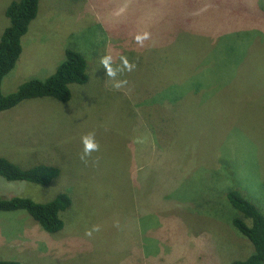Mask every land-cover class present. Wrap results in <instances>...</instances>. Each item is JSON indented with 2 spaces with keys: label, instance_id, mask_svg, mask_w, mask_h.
I'll return each mask as SVG.
<instances>
[{
  "label": "rangeland",
  "instance_id": "obj_1",
  "mask_svg": "<svg viewBox=\"0 0 264 264\" xmlns=\"http://www.w3.org/2000/svg\"><path fill=\"white\" fill-rule=\"evenodd\" d=\"M12 1L0 0V37ZM171 1L86 2L77 15L74 0H42L3 93L52 75L65 50L77 49L75 35L89 64L105 54L116 76L107 88L80 91L78 101L44 98L0 113L1 156L23 168L40 160L61 171L48 187L0 178V195L45 203L67 193L73 201L54 235L25 212H0V260L230 264L254 252L233 227L227 194L240 189L264 214V14L257 0H190L185 9ZM61 4L66 13L52 14ZM78 16L97 21L98 29L86 33ZM169 86L178 88L166 92ZM134 89L150 119L125 132L121 118L142 110ZM104 109L118 113L115 125ZM89 133L100 147L84 156L82 137Z\"/></svg>",
  "mask_w": 264,
  "mask_h": 264
},
{
  "label": "trees",
  "instance_id": "obj_2",
  "mask_svg": "<svg viewBox=\"0 0 264 264\" xmlns=\"http://www.w3.org/2000/svg\"><path fill=\"white\" fill-rule=\"evenodd\" d=\"M96 1L101 0H74V3L76 4L72 5L71 8L77 12V15H80V10L84 7L86 2H89V5H94ZM149 1L152 3V0ZM248 1L249 0H243L244 3H239L245 5ZM168 2L169 0H165L163 6ZM187 2L190 3V0H174L171 1L170 4L176 7H184L185 9L187 8ZM80 3L83 4L77 7ZM256 3L259 15H263L264 0H257ZM41 5L42 0H14L6 9L5 15L9 20V25L5 28L0 37V113L10 111L26 101H28L26 102V104H28L31 101L44 100V98L54 99L61 103H66L70 100L78 101L80 98H83L80 91L91 92L94 89V85H99L101 83H104L107 88V84L112 79L107 73L109 65L102 63V60L107 57V55L100 53L96 58V65H93L92 63L89 64L87 57L83 54L86 50L83 48V45H80L75 41V35L72 39L74 40V47L77 49L67 48L65 50L64 60L52 75L49 74L50 76H48V73H42L39 77H34L21 84L16 91L10 94L3 93V80L8 74H10V72H12V70H14L20 57H22L25 49V40L22 41V39L29 34V29H31L34 22L38 20ZM64 8L65 6L62 4L59 8L54 6L52 14H54L55 11H60L62 12V17L66 13L63 12ZM74 21L77 25L86 24V27H88L86 33H90L91 27L96 30L99 26H97V21L85 23V21L79 16L74 19ZM165 25H167V23H165ZM110 27L113 26L110 25ZM113 31V28H108L106 33L110 34ZM102 43H104V41H102ZM102 43L96 42L95 44L103 48ZM229 47L230 49L237 50L233 44ZM121 48L122 46L120 45V59L122 56H125ZM128 56L129 54L125 59ZM117 61H119L118 64L120 65L121 60H119V57ZM46 76L48 77L45 78ZM125 78L126 76L123 80H125ZM177 88L178 86H169L165 91L174 92ZM200 91L194 92L198 94ZM133 93L134 99L136 96L138 100L136 101V105L141 107L142 110H135L134 113L136 115L134 118L130 119L127 115L125 118H121L122 121L119 125L125 126L122 129L125 132H133L132 129L135 128L137 124H140L141 128L142 125L144 126V122H142L143 119L146 118L148 121L150 119L147 117L148 109H146V101H142L143 96L141 93H138L137 89H134ZM185 93L186 91L182 94L184 95ZM178 99H172L171 101L177 102ZM163 101L159 102L162 103ZM154 103H156L154 106H157L158 102ZM123 105L126 111V102H123ZM100 113L107 114L106 116L111 119L110 123L112 124L113 122L114 125L116 124V121L118 122L120 119L118 118V113H109L106 109L100 110ZM85 115L86 114L83 113V116ZM1 155L2 154H0V178L6 182H27L40 187H48L60 177L61 171L54 165H48L39 160L37 161L38 163L35 162L31 167L23 168L19 164H16ZM239 190L240 189H234L227 194L229 204L231 205V208L235 210V213L231 218L232 224L239 234L252 243L254 246V252L249 257L245 259H236L231 261L230 264H264V214L255 203L251 202L246 197V194ZM72 203L73 201L67 193H59L53 200L45 203L36 202L29 197L14 196L8 199L0 195V212L6 214L25 212L46 233L54 235L64 229L65 224L60 214L69 210ZM247 221H250V224H248ZM215 248L218 252L221 251L219 245L215 244ZM0 264L22 263L17 260H0Z\"/></svg>",
  "mask_w": 264,
  "mask_h": 264
},
{
  "label": "clouds",
  "instance_id": "obj_3",
  "mask_svg": "<svg viewBox=\"0 0 264 264\" xmlns=\"http://www.w3.org/2000/svg\"><path fill=\"white\" fill-rule=\"evenodd\" d=\"M9 25V24H8ZM264 26V24L262 25V27ZM259 30V29H258ZM252 31H254V33H257L258 31H255V30H252ZM144 38H146V37H144ZM142 38L141 37H137V40H141ZM109 62H110V58H108V57H105L103 60H102V63L103 64H105V65H108L109 64ZM130 70V69H129ZM108 74L110 75V76H112V77H115L116 76V71L115 70H111V69H109V71H108ZM117 87H119L120 85L119 84H117L116 85ZM82 143H83V145H84V149H83V155L84 156H89V155H91V153L92 152H94V151H98L99 150V144L96 142V140H95V134L94 133H89L88 135H85V136H83L82 137ZM60 216H61V214H60ZM43 230V229H42ZM241 235V234H240ZM249 243L250 244H252L250 241H249ZM254 247V246H253ZM251 255V254H250ZM249 255V256H250ZM248 256V257H249ZM71 259V258H70ZM68 260H69V258H68ZM67 260V261H68ZM76 264H78L77 262H76ZM81 264H83V263H81Z\"/></svg>",
  "mask_w": 264,
  "mask_h": 264
},
{
  "label": "flooded vegetation",
  "instance_id": "obj_4",
  "mask_svg": "<svg viewBox=\"0 0 264 264\" xmlns=\"http://www.w3.org/2000/svg\"><path fill=\"white\" fill-rule=\"evenodd\" d=\"M236 260V259H235Z\"/></svg>",
  "mask_w": 264,
  "mask_h": 264
}]
</instances>
